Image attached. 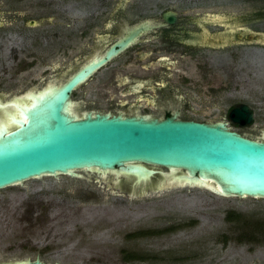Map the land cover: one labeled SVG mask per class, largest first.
Masks as SVG:
<instances>
[{"label": "flooded vegetation", "instance_id": "flooded-vegetation-1", "mask_svg": "<svg viewBox=\"0 0 264 264\" xmlns=\"http://www.w3.org/2000/svg\"><path fill=\"white\" fill-rule=\"evenodd\" d=\"M21 1L23 0H0V86L6 83L13 84L17 77L23 75L22 81L29 80L28 86L34 80L36 84H41V87L35 88L30 85L23 93H13L12 89L11 91L0 90V131L3 129L7 132L14 131L20 127L19 120L27 121L20 108L34 105L36 102L34 93L64 85L99 56L105 55L113 45L138 29L147 30L142 32L135 43L96 71L87 82L80 84L72 91L68 107L70 114L78 118H82L86 113H110L124 116L141 114L160 119L178 116L183 120L199 121L182 112L183 109L190 110L193 107L173 89L170 80L173 78V71L182 70L186 73L193 68L191 63L188 65L179 63L178 58H192L198 62L195 65L196 68L202 65L207 69L208 62L203 61L205 51L251 46L239 38L245 35L242 19L238 20L222 14L183 15L173 5H168L160 10L158 16L137 17L135 21L130 22L129 18L118 14L89 13L83 16L81 14L83 0H37L41 10H33L34 0H28L33 2H31L30 11L26 12L18 7ZM50 6L54 8L52 11L49 9ZM123 6L124 3L119 6L118 12L123 11ZM164 13L169 14V18H164ZM255 15L259 17L258 20L264 21L263 10ZM59 19L64 26L54 21ZM83 19L87 20L84 25H82ZM46 23H55L53 31H32L33 28H40ZM99 23L104 26L105 31L102 35L96 33L93 39L94 45L89 46L88 53L82 54L80 34H89L88 30H91V27H97ZM60 26L68 28L72 26L74 31H60ZM56 27L58 29H55ZM131 51L133 52L129 55ZM161 52L164 53L160 54ZM56 56L59 57L56 59ZM121 56H129V59L130 56L131 58L136 56L137 61L149 58L148 63L141 64L142 67L145 70L158 69L155 72L152 70L154 75L144 76L136 73H116L117 69H114L115 71L112 69L110 75L107 73L106 85L116 84L124 87V93L127 95L123 97L75 95L79 89L94 80L98 73L113 67L112 63ZM242 103L244 102L232 105L226 117L220 121L227 122L233 131L251 139H258V136L241 130L243 127L254 125L256 118L252 124L242 127L234 123L230 117L231 111L239 108ZM151 108L155 110V113L150 112ZM250 110L255 116L254 110L252 108ZM79 173H81L80 177L65 176L72 180L93 182L108 198L138 199L159 195L167 190L162 184L172 180V177L157 175L139 182L137 176L123 173L119 175L118 172L103 174L97 171H81ZM44 177L59 178L43 176L10 187H23L26 182L41 180ZM66 193L81 195V198L76 199L80 206L94 205L100 208L92 214L86 208L76 207L73 202L61 197L64 193L57 192L52 193L51 198L45 196L53 200L48 202L45 199H39L36 196L37 192L10 191L0 194V264H29L35 261L63 264L65 259L73 262L84 261L87 257L79 255L80 252L77 250L82 252L90 248L110 246L119 238H123L126 243L124 246H128L127 243L135 239L157 237L162 233L160 228L151 226L123 232L125 226L130 224V220H127L129 213L131 215L135 213L126 206L129 203L99 202L101 197L94 191L86 192V198H82V193L77 191ZM89 198L95 202L87 201ZM105 205H109L111 209L105 208ZM227 219L230 222H239L242 217L236 209H228ZM243 227H252L254 234L246 239L239 238L235 241L236 248L243 247V244L264 243V239L261 240V236L264 235V220L256 224L244 222ZM162 230L172 232V227L167 226ZM227 243L230 241L225 239L223 245ZM246 251L249 252L250 249ZM79 258L81 260H77Z\"/></svg>", "mask_w": 264, "mask_h": 264}, {"label": "rangeland", "instance_id": "rangeland-1", "mask_svg": "<svg viewBox=\"0 0 264 264\" xmlns=\"http://www.w3.org/2000/svg\"><path fill=\"white\" fill-rule=\"evenodd\" d=\"M83 1L84 3L81 4V14L83 16L89 13H94V15L118 14L129 18V21L132 22L137 17L158 16L163 7L173 5L183 15L222 14L238 20L242 19V23L247 29L264 32V21L258 20L259 17L255 15L259 11H264V0ZM31 2L33 1L23 0L18 4V7L21 11H30ZM123 3V11L118 12L120 11L119 6ZM40 7L37 0H34L33 10H41ZM49 9L52 11L54 8L50 6ZM54 21L64 26L61 24L60 19ZM86 21L83 19L82 25ZM53 25L55 23H46L40 28H33L32 31H53ZM62 26L59 28L60 31H74L72 26L71 28ZM91 28V30H88L89 34H80V52L82 51V54L88 53L89 46L94 45L93 39L96 33L102 35L105 31L101 23L97 27ZM162 53L164 52L160 54ZM203 56V61L208 62L209 67L207 69L203 68L202 65H200L202 68L200 66L196 68L195 65L198 62L192 58H178L179 63L186 65L191 63L193 68L186 73L182 70L173 71L172 73L173 78L170 80L173 89L178 91L185 101L193 107L190 110L183 109L182 112L188 117H193L199 121L215 122L226 117L228 109L232 105L244 102L254 110L256 120L254 125L243 127L241 130L259 137L261 130L264 129V47L257 45L232 47L219 51H205ZM58 57L56 56V59ZM148 61L149 58L137 61L136 56L134 58L130 56V59L129 56H121L112 63L113 67L98 73L94 80L79 89L75 95L87 97L126 96L127 93H124V87L116 84L106 85V74L109 73L110 75L112 69L113 71L117 69L116 73H136L142 76L154 75L155 70L158 68L145 70L142 67ZM22 76L17 77L16 82L13 84L6 83V85L0 86V90L11 91L10 89H12L13 93H23L30 85L35 88L41 87V84H36L34 80L28 86L29 80L24 79L22 81ZM186 76L189 78L184 79L183 77ZM150 112L155 113V110L151 108ZM163 171L166 172V169H163ZM10 191L37 192L36 196L39 199H45L46 202L53 201L48 199L51 198L52 193H64L61 197L67 198L76 207H84L88 211L90 210L89 212L92 214L96 213V209L100 206H80L79 201L76 199L81 198V195L77 196L78 194L72 195L66 192L77 191L82 193V198H86V192L94 191L101 197L99 202L106 204L119 201L125 202V204L129 203L126 206L137 213H132V215L129 213L127 220H130V224L125 226L123 232L148 226L161 229L160 236L138 238L127 243L128 246H124L126 243L123 238H119L116 242H112L110 246L90 248L82 250V252L77 250L80 252L79 255L86 256L87 259L82 258L84 261L78 262L65 259L63 264H264V243L243 244V247L236 248L237 244L235 242L239 238L243 240L254 234L252 227H243L244 222L256 224L264 220V199L221 197L197 187L167 189L159 195L138 199L108 198L101 193L93 182L72 180L65 175H60L59 178L44 177L41 180H32L26 182L23 187L17 186L1 190L0 194L9 193ZM45 196L48 198H45ZM87 201L95 202L90 198ZM104 207L111 209L109 205ZM228 209H236L242 217L241 221H228ZM139 214L143 216H139ZM167 226L172 227V232L162 230ZM261 237L259 238L263 240L264 235ZM225 239L229 240L230 243L223 245ZM247 249H250V251L247 252ZM128 255L143 256L145 259L128 260L126 259Z\"/></svg>", "mask_w": 264, "mask_h": 264}, {"label": "water", "instance_id": "water-1", "mask_svg": "<svg viewBox=\"0 0 264 264\" xmlns=\"http://www.w3.org/2000/svg\"><path fill=\"white\" fill-rule=\"evenodd\" d=\"M145 30L131 32L70 81L34 93V105L20 108L27 121L19 120L14 131H0V190L43 176L80 177L81 171H97L137 176L139 182L162 175L172 177L162 184L167 189L197 187L221 197L264 199V129L258 139H251L224 121L70 114L72 91ZM244 31L239 37L244 43L264 47V32L245 27ZM250 109L240 104L231 111L232 121L242 127L252 124L255 116Z\"/></svg>", "mask_w": 264, "mask_h": 264}, {"label": "bare ground", "instance_id": "bare-ground-1", "mask_svg": "<svg viewBox=\"0 0 264 264\" xmlns=\"http://www.w3.org/2000/svg\"><path fill=\"white\" fill-rule=\"evenodd\" d=\"M217 18H219V17H217ZM224 18V17H223ZM220 20L222 21V18H220ZM254 53H255V51H254ZM260 53V52H259ZM249 54V53H248ZM262 54V53H261ZM253 55V54H252ZM259 55V54H258ZM257 58V57H256ZM259 61V60H258ZM262 63V62H261ZM261 66V65H260ZM264 66V65H263ZM259 68V67H258ZM260 70H262L261 68H260ZM259 72H261V71H259ZM263 73V72H262ZM109 176V175H108ZM171 180V179H170ZM170 182V181H169ZM41 188V187H40ZM51 189V188H50ZM16 196V195H15ZM23 198V197H22ZM17 200H18V198H17ZM168 200V199H167ZM167 202V201H166ZM72 205V204H71ZM74 206V205H73ZM59 209V208H58ZM126 209V208H125ZM90 211V210H89ZM143 211V210H142ZM87 212V211H86ZM128 212V211H127ZM130 212V211H129ZM128 212V213H129ZM132 212V211H131ZM137 212V211H136ZM126 213V212H125ZM135 214H137V213H135ZM141 214H139V216H140ZM137 216V215H136ZM141 216H143V215H141ZM94 217V216H93ZM125 217H127V216H125ZM131 217V216H130ZM138 217V216H137ZM134 218H136L135 216H134ZM79 219V218H78ZM110 220V219H109ZM86 222V221H85ZM91 223V222H90ZM97 223V222H96ZM95 224V223H94ZM99 224V223H98ZM88 225V224H87ZM59 227V226H58ZM86 230H88V229H86ZM111 231V230H110ZM100 234V233H99ZM107 234H109V233H107ZM88 235H89V233H88Z\"/></svg>", "mask_w": 264, "mask_h": 264}, {"label": "trees", "instance_id": "trees-1", "mask_svg": "<svg viewBox=\"0 0 264 264\" xmlns=\"http://www.w3.org/2000/svg\"><path fill=\"white\" fill-rule=\"evenodd\" d=\"M129 256V257H128ZM127 257H126V259H128V260H141V259H145V257H143V256H135V255H128Z\"/></svg>", "mask_w": 264, "mask_h": 264}]
</instances>
